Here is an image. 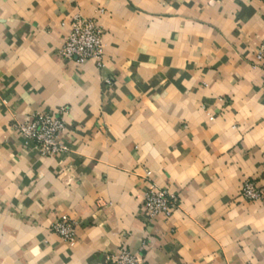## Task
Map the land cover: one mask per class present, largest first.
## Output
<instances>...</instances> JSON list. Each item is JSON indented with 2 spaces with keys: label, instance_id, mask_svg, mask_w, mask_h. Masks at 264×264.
Here are the masks:
<instances>
[{
  "label": "crops",
  "instance_id": "1",
  "mask_svg": "<svg viewBox=\"0 0 264 264\" xmlns=\"http://www.w3.org/2000/svg\"><path fill=\"white\" fill-rule=\"evenodd\" d=\"M75 17L101 67L59 56ZM263 43L261 0H0V264H264ZM61 110L67 150L42 156L17 126ZM151 183L170 216H147Z\"/></svg>",
  "mask_w": 264,
  "mask_h": 264
},
{
  "label": "built area",
  "instance_id": "2",
  "mask_svg": "<svg viewBox=\"0 0 264 264\" xmlns=\"http://www.w3.org/2000/svg\"><path fill=\"white\" fill-rule=\"evenodd\" d=\"M264 1V0H261ZM103 32L95 19L75 17L68 23V34L59 50V56L64 60H72L77 65L94 62L98 67L102 65ZM255 62L264 68V43L261 44L255 55ZM110 80L106 81L109 85ZM62 111L57 113L36 114L28 122L17 126L18 133L34 143L38 152L45 157H51L66 152L61 143L60 136L64 131ZM147 177L150 173L147 172ZM241 197L249 202L261 198V190L251 180H245L240 188ZM177 200L165 190L151 183L143 197V208L149 217L170 216L177 208ZM78 224L70 217L64 215L51 227V232L69 245L76 241ZM113 264H146L136 254L121 250L111 256Z\"/></svg>",
  "mask_w": 264,
  "mask_h": 264
}]
</instances>
